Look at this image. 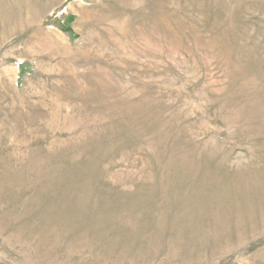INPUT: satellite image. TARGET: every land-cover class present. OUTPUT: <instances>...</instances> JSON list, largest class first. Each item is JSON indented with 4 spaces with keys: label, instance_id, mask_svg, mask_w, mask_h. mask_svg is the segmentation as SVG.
Instances as JSON below:
<instances>
[{
    "label": "rangeland",
    "instance_id": "obj_1",
    "mask_svg": "<svg viewBox=\"0 0 264 264\" xmlns=\"http://www.w3.org/2000/svg\"><path fill=\"white\" fill-rule=\"evenodd\" d=\"M0 264H264V0H0Z\"/></svg>",
    "mask_w": 264,
    "mask_h": 264
}]
</instances>
